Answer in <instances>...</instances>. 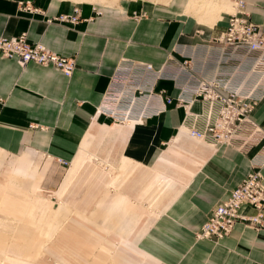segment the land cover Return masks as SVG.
<instances>
[{
    "label": "crops",
    "instance_id": "0c3cea01",
    "mask_svg": "<svg viewBox=\"0 0 264 264\" xmlns=\"http://www.w3.org/2000/svg\"><path fill=\"white\" fill-rule=\"evenodd\" d=\"M26 1H32L41 12L24 10L20 4ZM189 1H126L115 7L82 4L81 21L69 27L48 24L46 20L71 13L76 6L70 0H0V38L26 34L29 42H41L56 54L77 61L74 75L67 78L53 67L34 63L21 66L17 60L4 59L0 54V166L6 162L5 154L17 157L8 170L26 183L25 189L15 188L12 181H8V187L0 184L7 189V207L12 212L24 214L33 209L36 228L41 216L48 220L47 213L57 218L68 211L63 202L52 209L50 199L42 197L61 200L84 164L92 158L98 161L88 150L89 140L82 141L99 124L101 136L126 139L121 169L129 176L136 171L133 182L140 183L136 191L139 195L151 198L152 187L162 188L161 176L152 174L154 165L165 162L185 173L184 182L181 178L175 181L177 195L171 201L173 191L171 202L137 241L127 243L128 249L146 264H264V229L237 224L231 235L220 241L197 240L195 236L212 211L254 168L261 166L264 175V137L245 151L208 144L209 150L193 160L195 167L191 170L181 166V152L172 150L177 163L160 155L166 144H184L189 139L180 131L194 122L186 118L183 107L173 104L142 125H109L112 122L103 116L92 120L122 59L160 67L176 45L209 44L225 29L228 15H223V22L214 27L201 25L196 17L187 15ZM243 1L252 21L264 33V0ZM159 88L177 96L171 82L162 81ZM204 110L200 102L192 107L196 114ZM253 119L264 130V100L256 107ZM196 127L204 130L205 119L201 118ZM36 154L43 156L48 167H43ZM27 179L34 182L32 190ZM173 187L175 184H170V189ZM131 207L126 194H117L107 208L103 207L104 223L127 234L138 218ZM244 213L252 210L246 207ZM59 227L55 225L53 231L45 233L48 242ZM122 259L119 264H144Z\"/></svg>",
    "mask_w": 264,
    "mask_h": 264
},
{
    "label": "built area",
    "instance_id": "2783aa9c",
    "mask_svg": "<svg viewBox=\"0 0 264 264\" xmlns=\"http://www.w3.org/2000/svg\"><path fill=\"white\" fill-rule=\"evenodd\" d=\"M235 1L237 11L228 14L225 29L209 44H178L160 67L122 59L110 77L95 116H103L114 124L142 125L176 104L194 122L187 127L192 138L212 147L234 146L241 151L258 143L264 130L253 119V113L264 100V33L252 21L245 2ZM20 5L32 13L41 12L32 1ZM81 19V9L75 7L71 13L46 21L73 27ZM0 54L17 60L21 66L34 63L53 67L67 78L77 69L74 58L60 56L41 42L31 43L26 34L2 36ZM162 81L173 84L176 97L159 88ZM197 102L205 107L202 114L192 112ZM201 118L205 119L204 130L196 127ZM246 207L252 213H244ZM237 224L264 229L261 166L254 168L229 198L212 211L196 237L220 241L230 236Z\"/></svg>",
    "mask_w": 264,
    "mask_h": 264
},
{
    "label": "rangeland",
    "instance_id": "374dc122",
    "mask_svg": "<svg viewBox=\"0 0 264 264\" xmlns=\"http://www.w3.org/2000/svg\"><path fill=\"white\" fill-rule=\"evenodd\" d=\"M70 1L76 7L82 4L115 7L126 1L163 4L169 3L171 0ZM228 14L223 13L222 16L226 17ZM187 15L190 16V14ZM219 22H223L222 17ZM201 25L214 27L216 23L213 26H211L212 23L211 25L206 23ZM98 117L94 116L93 122ZM109 125H114V123H109ZM99 126V124L93 126L94 128L89 130L82 141L83 143L86 138L89 140L91 144L88 150L94 157L98 158V161L92 158L84 164L61 200L42 197L46 200L50 199L49 201L53 203L52 209H57L61 202L67 205L68 211L59 213V217L54 218L53 214L47 213L45 217L48 220L41 216V223L34 228L35 215L33 209L24 212V214L12 212L7 207L9 205L7 204L9 202L7 189L0 186V264H119L122 257L146 264L144 259L128 249L127 243L133 244L142 232L149 228L168 204L173 191L176 189V182L180 178L182 179L180 181H185L182 178L185 173L173 169L165 162L157 166L154 165L152 174L154 177L161 176L159 183L163 186L161 189H153L152 187L153 195L151 193V198L139 195L136 191L140 189V183L136 185L133 182L136 171L129 176L121 169L126 139L120 136H101ZM88 134H90L89 137H87ZM200 143L190 138L184 144H174L172 141L162 148L160 155L167 157V161L177 163V158L174 156L176 154L173 155L172 150L181 152L183 158L178 159L181 166L193 170L195 167L193 160H197L203 156L205 151L209 150L207 143L203 142L204 145ZM5 156L6 162L0 166V184L8 187L12 181L15 188L25 189L26 183L19 180L22 177L15 178L14 171L8 170L9 164L15 163L18 158L8 154ZM36 156L39 157L38 161L42 162L43 167L46 165L48 167V163L45 162L42 155L36 154ZM44 162L45 164H43ZM41 164L39 165L40 168L42 167ZM70 167L71 165L67 167V171ZM168 180H171V183ZM27 181H29L28 188L32 190L34 182L28 179ZM173 183L175 187L170 189V184ZM177 193L176 190L171 201ZM117 194H126L131 200V210L138 214L137 222L124 235L120 234L116 228H109V224L104 223L105 220L101 216L105 213L103 211L104 205L107 208ZM55 225L61 227L56 232L54 239L48 242L45 233L48 230L53 231ZM33 241L35 244H32Z\"/></svg>",
    "mask_w": 264,
    "mask_h": 264
},
{
    "label": "bare ground",
    "instance_id": "6f19581e",
    "mask_svg": "<svg viewBox=\"0 0 264 264\" xmlns=\"http://www.w3.org/2000/svg\"><path fill=\"white\" fill-rule=\"evenodd\" d=\"M77 1L94 2L96 0H77ZM101 1L104 2L108 0H101ZM189 2L190 3L188 5L187 14L197 17L198 21L201 24L206 23L211 25L212 23L211 26L219 22L223 13L232 14L231 12L235 13L237 11L236 1L230 2L229 0H190ZM135 124L136 123H126L124 125L133 126ZM180 134H185L187 138H191L196 142L203 143V141L201 140L192 138L190 136L188 128L182 129L180 131Z\"/></svg>",
    "mask_w": 264,
    "mask_h": 264
}]
</instances>
